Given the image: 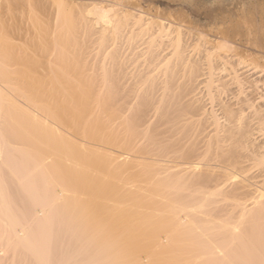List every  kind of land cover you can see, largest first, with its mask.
<instances>
[{
  "label": "bare ground",
  "instance_id": "1",
  "mask_svg": "<svg viewBox=\"0 0 264 264\" xmlns=\"http://www.w3.org/2000/svg\"><path fill=\"white\" fill-rule=\"evenodd\" d=\"M77 1L0 0V264H264V64ZM50 126L97 141L94 202Z\"/></svg>",
  "mask_w": 264,
  "mask_h": 264
},
{
  "label": "rangeland",
  "instance_id": "2",
  "mask_svg": "<svg viewBox=\"0 0 264 264\" xmlns=\"http://www.w3.org/2000/svg\"><path fill=\"white\" fill-rule=\"evenodd\" d=\"M80 1H82V2L85 1V3L83 2L84 4L92 3V1H93V3L100 4L101 6H108V5L114 6L116 9L119 8L120 6L121 7L123 6L122 8L125 11L130 12L131 14H135V13L142 14L143 17L144 16L146 17V19H149V20L153 19L152 21H154L156 19L154 23L159 22L158 24L164 23L166 25L172 24L171 26H173L175 28H180V29L182 28L183 31H186L188 37L190 36L189 38H191L193 36L192 37L193 39H196V40L199 39L200 41H203L206 39L205 40L206 42L209 43V41H210V43H212V44H215V43L216 44L217 43L223 44V42L228 43V44L232 45L233 49L235 48L234 52L237 53L241 59L246 61L248 64L251 63L252 65H255V67L259 66L260 64H264V62H262V61H264V53H263L264 52V0H220V2H215L214 0H195L194 2L192 0H138V1L137 0H134V1L131 0L134 3L139 2V4L136 7L135 6L130 7V5H128V4L124 5L127 2V0H78L76 3L82 4ZM135 1H137V2H135ZM119 2H121V3L119 4ZM133 2H131V3H133ZM117 4H119V5H117ZM124 6H127V7L125 8ZM181 21H183V22H181ZM168 22H169V24H168ZM180 22H181V24H180ZM174 24H175V26H174ZM154 25H156V24H154ZM221 31H223V32H221ZM216 35L217 36L219 35V37H216ZM125 45H128V43L123 45V48L126 50H124L121 47V50H122L121 52L127 56H128L129 52L131 54H136V53L142 52V49L144 48V47L142 48L141 46L139 47V45H135L134 48H137V49H135L137 51L134 52V50H133V53H132V48H130V47L127 48ZM218 46H220V45H218ZM259 48H261V49H259ZM126 51H129V52H126ZM31 52H32V50H31ZM130 53H129V55H131ZM133 57H135V55L134 56L132 55V58ZM31 58L32 57L26 58V61H28V62L25 61V63H23L26 66V67L24 66L26 69H28V68L31 69L32 66L30 67V65H32V64L30 62H33V60L35 58L39 59L36 56L33 59H31ZM124 58H126V56H124ZM130 58H131V56H130ZM138 58H140V59L138 60ZM138 58H134V63L132 62L133 65L130 64L132 69H133V67H135V69H139L143 65H144L143 68L146 67L145 62H144L145 57H138ZM137 61H138V63H137ZM136 63H137V65H136ZM18 64L20 66L17 65L19 67H17V66L16 67L23 69L21 64L20 63H18ZM58 64L59 63H57L56 65H53V66L57 67ZM61 64L62 63H60L59 66ZM63 65H61V66H63ZM71 65L72 64L69 65L70 68L68 67V69L70 71H73L72 74H74L75 66H74V64L72 66ZM13 67L16 68L15 66H13ZM131 68H130V70H131ZM22 72L23 71H21L20 76H26V74L24 75V72L23 73ZM34 75H37V74H34ZM207 91H208V93H207ZM200 92L201 93H200V95H198V97L200 98V101L202 102V103L201 102L200 103L202 105L203 110H205L207 113L210 111L211 112L217 111L219 109L218 100L216 101V100L212 99V97L210 95H208L209 90L206 89V87H205V90L203 88ZM206 98H207V100H206ZM210 98L214 101V103L212 102V100H210ZM204 105L206 106V108ZM48 126H49V124H48ZM50 127L53 128L54 130H56L58 133L66 136L67 139H69V137H70L69 132L70 131H68V130L65 131V130L60 129V128H55L54 126H50ZM82 128H83V126H82ZM83 131H81V129H80L79 133H77V134L80 135V133H82ZM96 131H97V128H96ZM77 134L75 133V135H74L76 138L71 136V138L69 139L70 141L68 140L69 142L67 143V146H70V142L72 144L70 146L71 148H74L75 144L82 143V142H80L82 140V139H80L82 137V135H81V137H79ZM93 142L95 143V145L91 144L92 146L91 145L88 146L89 144L86 143L87 148H88L87 150L74 148V154L73 155L75 156V159L71 162V164H69L67 166H65L66 164H63L65 167L60 168V170L63 172V174L68 178H71V176L73 174V172L71 170L73 168L81 169L82 174L87 175V178H90L85 183L88 184V185H86L88 188L93 186L94 187L93 190L95 189V191H93L92 188H90L93 191V193L87 194V197H89V200L92 199V202H94L93 199H95V197L93 198L94 192H95V194H97V141H93ZM73 143H75V144H73ZM83 144L84 143H82V145ZM83 146H85V144ZM85 148H86V146H85ZM54 156H56V155H54ZM54 156H52L53 159L58 158V157H54ZM59 158L62 159L63 156L59 157ZM65 158H63V159H65ZM60 159H58V160H60ZM54 160H57V159H54ZM66 162H67V160H66ZM61 164H62V162H61ZM90 189L88 191H91ZM88 191H86V193ZM91 192H89V193H91ZM106 192H107L106 195H112L114 190L112 188H110V189H107ZM135 194L138 195V193H135ZM90 196H91V198H90ZM94 196H96V195H94ZM96 200H95V202L97 203ZM116 200L118 201V199H116ZM114 201H112L113 203H109V205L111 204L113 206H116L118 204V202L120 204L121 200L118 202L116 201L117 202L116 205H114L115 204ZM96 203H94V204L97 206ZM119 204L116 206L117 208H119V210L122 209L123 206H126L124 204V202L122 203V205L121 204L119 205ZM130 204H131V202H130ZM130 204H127L128 207L126 206L128 208V211H130V209H131L130 212H132V209H134L135 210L134 212L137 213L136 211H138V209L139 210L141 209L140 206L138 207L136 204L132 203L133 206L136 208H134ZM129 206H131L130 209H129ZM126 207H125V210L127 209ZM126 212H127V210H126ZM138 212H141V211H138ZM130 214H131V216H130L131 218H132V216L136 215V214L133 215L132 213H130ZM130 214H129V212H128V214H125L124 215L125 217H123L122 220H124V218H126V217L129 218ZM109 219L108 220L106 219V220L108 222H112V220L110 219V221H109ZM125 236H127V235H125ZM121 238H123V237L121 236ZM128 238H129V234H128ZM130 238H131V236H130ZM132 238H133V236H132ZM137 239H135V240L137 241ZM126 240L127 239L124 238L123 241L125 243L127 242L126 244H128V241H130V240L129 239H128V241H126ZM135 240L131 239L132 242L130 241L129 243L131 244V243L135 242ZM139 244H140V242H139ZM128 246H129V248L131 246H132V248H135L136 243L135 244L133 243V245L128 244ZM126 247H127V245H126Z\"/></svg>",
  "mask_w": 264,
  "mask_h": 264
}]
</instances>
